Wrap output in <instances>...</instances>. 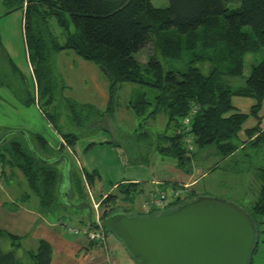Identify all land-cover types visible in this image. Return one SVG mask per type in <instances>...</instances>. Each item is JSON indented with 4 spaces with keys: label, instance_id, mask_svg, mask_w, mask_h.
<instances>
[{
    "label": "trees",
    "instance_id": "1",
    "mask_svg": "<svg viewBox=\"0 0 264 264\" xmlns=\"http://www.w3.org/2000/svg\"><path fill=\"white\" fill-rule=\"evenodd\" d=\"M234 1L167 0L165 8H155L151 0H1L7 8L5 15L17 10L23 12L25 42L29 58L35 64L34 81L37 97L40 102L43 100L42 105L54 108L51 62L54 54L71 50L82 60L96 65L109 83V100L103 116L111 117L114 93L123 84L136 86L126 104L136 118L144 121L159 114L165 115L166 130L163 134L154 135L153 143L159 142L150 147L175 161L176 167L184 174L192 173L197 156L205 159L214 154L224 161L234 153L244 152L247 147L258 151L262 156V162L256 169L260 187L251 212H247L257 235L254 218L264 216V130L260 128L261 118L258 115L264 101V56L258 64L251 66L241 86L232 87L226 80L242 77L245 57L255 56L264 50V0H239V7L229 9L228 4ZM67 19L74 27L73 33L68 32ZM50 21L67 31L63 44L46 32ZM247 27L251 33L244 31ZM150 43L156 50L141 65L135 55ZM157 54L173 61H182L187 57V67L184 71H166L155 58ZM4 62L5 68L2 66ZM1 87L12 100L9 103L12 109L15 104L28 109L36 102L0 43ZM233 97L250 98L254 105L248 113H240L232 105ZM67 104L74 121H77L80 113H76L77 110L92 109L89 105L72 100H68ZM188 117L190 120L186 127L183 121ZM250 117L257 120V124L245 130L246 139L241 140L239 133ZM144 135L148 137V133ZM61 138L63 142L59 153L64 147L71 151L78 139L77 135L70 133L63 134ZM8 139L7 136L0 142V176L3 175L7 181L9 174L19 172L37 198L38 214L43 218L56 216L58 196L61 198V175L53 165L64 163V160L50 162L56 157L52 156V148L40 135L31 138L36 149L24 145L19 139ZM102 144L119 146L112 141ZM39 158L47 162L43 163ZM233 159L228 161L232 162ZM8 169L10 172L7 174ZM80 169L82 176L70 170L68 173L79 194L82 193V185L85 190H92V184L98 178L97 171L85 173ZM226 169L217 163L210 172ZM178 188L187 191V195L165 209H151L143 214L137 212V215L153 216L172 211L183 202L199 196L186 189L185 185L175 189ZM140 193L138 183L115 184L112 191L104 194L106 197L101 202L102 207L109 208L103 212L101 220L119 212L115 207L117 201L126 202L132 207ZM27 198L25 194L20 201L24 202ZM2 206L10 212L15 210L10 209L7 203ZM59 220L65 222L62 218ZM85 223L86 226L95 227L91 218ZM2 238L12 241L14 249L19 248L15 243L19 236L0 230V241ZM87 243L97 250L94 244ZM256 244L255 238L247 264H250ZM109 251L111 254L110 243ZM99 253L101 260L96 262L103 264L104 258ZM27 255L32 264H50L52 249L46 241L40 240L36 252H27ZM0 264L21 263L17 261L14 250L4 252L0 245Z\"/></svg>",
    "mask_w": 264,
    "mask_h": 264
},
{
    "label": "rangeland",
    "instance_id": "2",
    "mask_svg": "<svg viewBox=\"0 0 264 264\" xmlns=\"http://www.w3.org/2000/svg\"><path fill=\"white\" fill-rule=\"evenodd\" d=\"M151 3L155 8H165L168 5L167 0H151ZM237 7H239V0H235L228 4L229 9H235ZM6 12L7 8L0 0L1 43H4V46L6 45L8 51L11 53L12 59L17 66V71H19L23 78L24 86L31 93V96L35 97L34 99L36 102H34L32 109L27 110L16 104L13 106L14 109H11L9 103L12 102V100L8 98L6 94H3V99L8 105L6 107H9L12 111L9 109L3 111L6 117L0 114V138L10 132L8 135L9 139H19L24 145L27 144L36 149V144L31 143L33 135H40L47 140L51 146L54 144L53 137L57 134L60 136L69 133L77 135L78 139L73 147L76 159L68 149H66L67 152L63 149L59 153L54 148V150L52 149V156H68L71 165L70 171L78 176H82L80 166H84L86 168L85 170H89L90 168L95 169L94 166H97L98 174L95 185L92 187L94 190H91V188L90 190H85V187L82 185V193L79 194L76 192L74 183L70 180L69 176L67 178L63 172L64 163L53 165L61 175L59 180L60 188L64 190L63 192L68 190L69 195L67 200L71 205L67 204L58 196V212L56 216L45 218L46 221L40 220L38 217L36 219L34 217H28L29 214L25 210L34 212L38 206V202L37 198L30 192L24 177L19 172L13 171L12 174L8 175L7 181L4 180L3 175L0 176V230H5L8 233L20 237V239L15 242L19 245V248L14 249L12 241L8 238L1 239V248L4 252L14 250L19 263L32 264L27 252H36L39 240L49 238L50 235L48 230L51 232L54 231V233H62L63 235H61V238L64 242L76 240L75 236L72 237L69 232L61 227L62 223H60L59 226L56 225L53 229L47 224L57 223V220L62 218V221H65L63 222L64 224L70 223L80 228L83 226L87 227L85 221H88L87 218L89 216L93 221L96 219H98L96 220L97 222L101 221L103 212L109 207H102L103 205L101 202L106 196L104 194L98 195L99 190L97 183L103 188V193H108L113 189V185L119 183V180L122 179L123 176L127 178L129 174H138L141 172V170L132 166L130 163L131 161L135 160V162L137 161L145 164L151 162L157 167V158H167L152 150L153 147H150L152 144L157 145L159 142L156 141L153 143V140H155V136L161 132L162 123L160 120L164 116L160 114L153 120L150 118L149 120L146 119L141 121L129 110H126L125 106L130 99L131 92L133 88L136 87L132 84L118 86L119 89L114 93L113 110L110 114L111 117H108V115L103 116L107 103L104 104V100L102 101L96 98H100V91L106 92V90L104 86H102L100 80H97L98 88L92 78L88 79L89 71L101 70L96 65L84 60L83 61L88 64L79 65L80 63H73L74 66H70L65 62L60 63L58 58L56 62L54 56L51 61L55 87L54 108L42 105L43 100L40 102L37 97L36 84L34 81L33 69L35 64L29 58L25 42L23 12L17 10L11 14L5 15ZM67 21L68 32L73 33L74 27L68 19ZM47 31L59 44L65 42L67 31L59 28L54 21L49 22L46 32ZM244 31L251 33L248 27L245 28ZM47 41L50 46L51 41L49 40L48 34ZM154 50H156L154 45L150 43L141 53L135 55V59L139 64L144 65ZM69 53L75 56L74 52ZM263 56L264 50L255 56H246L243 76L228 78L226 80L227 83L232 87L241 86L245 78L249 75L251 66L258 64ZM155 58L166 71H184L187 67V57H184L182 61H173L164 59L157 54ZM250 59L253 60L250 61ZM2 66L5 68L6 63H2ZM99 76L101 80H106L103 74L100 73ZM65 81L68 84L67 87H65ZM68 100L89 105L92 109L77 110L76 113H80L77 115V121H74L72 120L73 113L70 111L67 104ZM250 124H252V120H249L245 124V127L248 128ZM144 133H148V137H145ZM242 138L246 139L245 136H242ZM89 140L97 144L103 142V140H107L115 142L119 146H104V144H102V148L96 145L94 148L85 151L84 148L91 142ZM42 156L45 157L44 155ZM197 157L200 161L204 159L199 156ZM261 157V154L251 147H247L244 152L239 151L232 162L228 161L221 163L219 157L216 155H208L202 165L207 170V175L198 183L197 191L200 196L231 202L243 211L250 213L257 199L260 187L256 169L262 162ZM169 159L170 158H167V160ZM217 163L223 167H227V169L210 172L208 167L212 168ZM8 171L9 169L7 170V174L10 172ZM185 187L188 189L187 185H185ZM187 193V191H183V196L187 195ZM25 194L28 195L27 200L24 202L20 201L21 197ZM3 203H7L10 209H15L12 212L7 210L9 213L13 214L12 217L7 216V214L1 210L5 209L2 206ZM143 204L144 202L141 204V208ZM137 205V200H135L132 207L123 201H117L115 203V207L120 213L131 216H135L137 212H139ZM17 206L19 207L16 208ZM88 208H90V213ZM30 215L32 216V214ZM254 221L258 229L256 235L257 244L254 253L250 256V264H264V216L255 217ZM93 223L94 225L96 224L95 221ZM97 224L95 226H98ZM108 239L111 245L119 249V252H115V259L113 258L115 264H139L132 259L121 242L112 233H109ZM65 251H67L66 248ZM65 251L55 245L51 264H89L99 261V259L95 257L91 258L88 252L83 254L81 251L80 253H76L75 250L72 252L68 250V253H65ZM69 254L70 257H68ZM97 263L98 262H96V264Z\"/></svg>",
    "mask_w": 264,
    "mask_h": 264
},
{
    "label": "water",
    "instance_id": "3",
    "mask_svg": "<svg viewBox=\"0 0 264 264\" xmlns=\"http://www.w3.org/2000/svg\"><path fill=\"white\" fill-rule=\"evenodd\" d=\"M59 160H64L63 172L68 178L70 160L63 155L50 162ZM63 191L62 200L70 204L68 190ZM99 225L139 264H247L256 238L247 212L231 202L200 195L172 211L153 216L117 212Z\"/></svg>",
    "mask_w": 264,
    "mask_h": 264
},
{
    "label": "crops",
    "instance_id": "4",
    "mask_svg": "<svg viewBox=\"0 0 264 264\" xmlns=\"http://www.w3.org/2000/svg\"><path fill=\"white\" fill-rule=\"evenodd\" d=\"M0 43H1V40H0ZM1 47H2L3 51L5 52L7 58H9L12 61V63L15 65L14 60L12 59V55L8 51L6 45L4 46V43L3 44L1 43ZM69 52H73V51L64 50V51H59V52L55 53L54 54V58H56V62H57V58H58V61L60 63L65 62V63H67L70 66H74L73 63H76V64L80 63L79 65L88 64V63H86L87 61L84 62L75 53H74L75 54V56H74V55H71ZM247 56H252V55H247ZM252 60L253 59H250V61H252ZM15 67H17V66L15 65ZM100 73L103 74L102 71H89L88 79L92 78L98 88H99V86L97 84L98 83L97 80H100V82H102L101 84H102V86H104L106 92L104 91L105 92L104 93L103 91H100V98H96V99H101L102 101L104 100L103 103L104 104L105 103L108 104V100H109V92H108L109 83H108L107 79L105 81H104V79L101 80V78L99 76ZM64 83H65V87H67L68 86L67 82L65 81ZM118 89H119V87H118ZM3 94H6V96L9 98V95H8L7 91H5V89H3L1 87L0 88V97H1L0 98V114L2 116L6 117L5 114H3V111H5L6 109H9V107H6L8 105L6 104V102H4L2 100L3 96H4ZM232 105L238 112H240V113H248L250 108L254 105V101L252 99H250V98L233 97L232 98ZM32 108H33V106H31L28 109H32ZM126 110H128L127 107H126ZM10 111H12V110H10ZM39 113H40V110H39ZM161 115H163L164 117H162L161 120H160V122L162 123V127H161V132L159 133V135L163 134L165 132V130H166V127H165L166 117H165L164 114H161ZM258 115L261 118L260 128L262 130H264V101L262 102V107H261V110H260ZM29 118H31V117H29ZM154 118L155 117H151L152 120ZM249 120H252V124H250V126L248 128H246L245 124ZM245 124L242 126V130L239 133V138L241 140H245V139L242 138V136H245V138H246L245 130L252 129L257 124V120H255L254 118L250 117L245 122ZM53 139H54L53 140L54 141L53 146H51L50 143L47 140L46 141L48 142V145L50 146V148H52L53 150L55 148V150L58 151L60 146H61V144H62V142H63L62 138H61V136L59 134H57L55 137H53ZM89 141H91V142H89L88 145L84 148L85 151H87L88 149L94 148L96 145H99V148H102L101 147L102 143H106L107 142V140L106 141L103 140V142H100V143L97 144V143H95L92 140H89ZM91 144H93V145H91ZM105 145H107V144H104V146ZM63 149L66 150L67 147L62 148L61 150H63ZM71 151L75 155V152H74L75 150L73 148H72ZM66 152H67V150H66ZM155 152H157L156 148H155ZM236 154L237 153H234L229 158L225 159L224 161H221V163L227 162L232 157H235ZM75 157H76V155H75ZM205 159L200 161L198 158H196L194 160L192 173L190 175L184 174V172H182L180 169H178L176 167L175 161H173L171 159L169 161V160H167V158H162V157L157 158L156 159L157 167H156L155 164H153L151 162L148 163V164H142V163L136 161L137 164H136V162H134L132 164V166H135L136 168H138V170H141V172L138 173V174H136V173L135 174H129V176L127 178H124V176H123V178L119 180V183H121V182H130V183H138L139 184V189L141 190V193L136 199L137 200V204H138L137 208H139V212H141L143 214L144 211L141 208V204L143 202L147 201L155 193L156 190L168 193L171 190L175 189L176 187H179V186H182V185H187L189 191H194L195 193H197V195H200L199 192L197 191V186H198V183L200 182V180L204 179V177L207 175V172H206L207 170L202 166ZM119 166H121V165H119ZM80 168H82L85 173H87V172L91 173L93 171H97V166H94L95 169H91L90 168L89 170H85L86 168L84 166H80ZM154 168H155V170H154ZM209 169H211V168L208 167V170ZM94 185H95V182L92 184V187ZM97 187H98V190H99L98 191L99 192L98 195L99 194H107L106 192L103 193V191H102L103 188L100 187V185H98V183H97ZM114 187H115V185H113V188ZM88 190H90V189H88ZM92 190H94V188ZM110 191H112V189ZM1 210L5 214H7V216H10V217L13 216L12 213H9L5 209H1ZM25 211L29 215L32 214V216L31 215L29 216L27 214L28 217H31V218L34 217L35 219L38 217V219H40V220L41 219L45 220V218L41 217L38 214L36 209H35L34 212H28V210H25ZM60 223H61V220L57 221V223H49V224L46 223V224L51 229H53L56 225L59 226ZM55 232H57V231H55ZM48 233L50 235L49 238L40 239V240L46 241L51 246V249H52L51 262H52V258H53V254H54L55 245L57 247H59L60 249L64 250V251H65V248H66L67 251H65V253H68V250H70L71 252L73 250H75L76 253L77 252L80 253V251H81V253H83V254L88 252L89 256H91V258L95 257V258L101 260V254L99 253V251L96 250L94 247L89 246V244L87 243V241H86L84 236L77 235V236H75L76 240H74V241H65L64 242L63 239L61 238V235H63L62 233H60V232L59 233L58 232L54 233V231L51 232L49 230H48ZM73 236L74 235H72V237ZM110 246H111V257H112V259L113 258L115 259V252H119V249L116 246L111 245V243H110ZM68 257H70V254H69Z\"/></svg>",
    "mask_w": 264,
    "mask_h": 264
},
{
    "label": "built area",
    "instance_id": "5",
    "mask_svg": "<svg viewBox=\"0 0 264 264\" xmlns=\"http://www.w3.org/2000/svg\"><path fill=\"white\" fill-rule=\"evenodd\" d=\"M189 120H190L189 117L184 119L183 121L184 126L187 127L189 125ZM69 152L72 154L70 150ZM183 191L184 190L180 188L171 190L168 193L156 190L155 193L147 201L144 202V204L142 205V210L144 212H147L151 209H165L171 203L175 202L178 198L183 197ZM96 220L94 221L96 224L98 223L97 224L98 226H95L93 228L89 226L79 228L74 225L64 224V223H62V227L71 235L84 236L88 242L94 244L97 250L102 253V256L104 258L103 264H115L113 259L110 257L111 254L109 251V239H108L109 233L105 229L100 227L99 225L100 221L97 222ZM89 264H93V263L91 262Z\"/></svg>",
    "mask_w": 264,
    "mask_h": 264
}]
</instances>
